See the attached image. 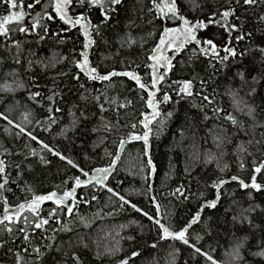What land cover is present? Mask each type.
<instances>
[{
	"label": "snow or ice",
	"instance_id": "obj_1",
	"mask_svg": "<svg viewBox=\"0 0 264 264\" xmlns=\"http://www.w3.org/2000/svg\"><path fill=\"white\" fill-rule=\"evenodd\" d=\"M124 4L125 0H29L27 4L25 0H0V5L5 9L4 13L0 14V53H3L0 55V66L11 61L23 67L26 61L27 67L24 70L30 72L34 67L46 70L49 67L54 68L57 63L68 61L75 69L71 73L63 70L56 73L51 77L52 87L40 83L39 73L29 78L28 99L41 108L45 107L44 102H47V121L37 122V124L44 123L43 131H50V126L58 122L60 117L57 113L63 112L60 104L65 101V90L71 92L73 88L79 93V100L83 102V106L74 103L72 109H69V114L73 117V127H79L81 122L87 124L95 117L96 122L87 131L89 134H100L99 143H103L109 136L118 134L123 128L129 129L125 136L118 139V152L111 154L116 158L108 167L85 170L80 162L65 154L61 148L40 138L35 130H26L19 124L14 125L19 129L14 134V138L21 142V151L16 152L8 148L0 151V157H3L0 158V249L4 250L5 255L11 254L14 257V264H46V258L49 257L52 264H84L81 253L90 249L84 242V237L77 233V225L91 227V222L80 212V207L99 201L100 194L105 191L111 194V197L117 198L119 208L124 209L125 206H129L135 212L142 213L152 223L160 240L179 241L191 249L193 258L199 256L209 264H218L211 251H205L200 244L204 237L197 234L193 240L190 229L201 223L205 209L217 208L225 195V185L235 182L241 190L264 191V183L258 182V177L264 180V132L260 133L259 139L255 135L257 128H264V123L257 120L259 105L248 104L247 101L237 99L236 92L231 89L227 91L226 94L233 98L234 109L243 112L252 121L251 125L245 126V122L239 120L217 101L219 93L216 86L218 74L229 69L232 62L243 61L247 50L239 47L240 42L251 43L254 38V31L246 30V18L238 15L237 10L243 9L247 12L249 9L264 8V0H222L221 5L210 9L204 19L195 20L183 14L178 0H151L148 12L152 14V19L148 23L159 21L161 30L158 42L143 62V75L139 71L142 67L139 63L135 68L128 64L122 70H116L114 67L101 70L100 63L91 59L93 51L99 48L101 43H109L105 38L106 31L113 27L112 22L118 17ZM37 6H40L39 11L36 10ZM192 7L195 10L202 5L193 2ZM77 8L84 11L76 13ZM94 10L99 13L96 23H93L90 15ZM169 22L175 26H169ZM256 22L264 24V14H259ZM133 25L135 21L129 19L126 27L131 28ZM213 25L227 33V38L222 43H218L216 37L207 35L210 26ZM74 29L78 33L77 38L82 37V39L78 52L74 43L71 59L68 56H57L55 63L45 62L44 58H37L36 53L32 51L33 43L46 44L49 39L64 44L66 39L70 40L71 37L66 38L63 34ZM255 31L264 34V30ZM119 42L121 47L125 44L131 47L136 43L130 34L121 37ZM186 50L189 51L187 59L178 60L180 54ZM257 51L264 54V47H258ZM197 62H206V66L197 71ZM178 65L183 67L178 68ZM176 71H187V78L172 79L171 74ZM9 74L15 77L19 75V71L14 69ZM236 76L243 81L244 71L238 69ZM64 78L75 83L65 84L64 88H60L58 81ZM116 78H127L134 82L133 90L137 91L144 103L146 111L140 113L142 119L135 123L121 121V109L130 108L132 100L125 97L124 102L121 103L118 98L109 95V89L116 87ZM253 81L258 82L256 77H253ZM89 82H98L104 87L90 88ZM18 86L25 87L23 83H19ZM210 86H212L211 91H209ZM5 90L14 92L16 89L5 86ZM161 93L162 95H159ZM255 93L256 89L253 87L248 95L254 96ZM182 103L196 109L202 123L219 122L215 124L219 129L214 137L217 148L232 143L233 137H238L240 133L249 137L247 140H240L236 145L235 155L239 170L243 172L250 167L251 174L247 182L240 175L234 174L227 178L222 175L210 184L206 183L205 188L214 190L213 199H207L203 192L192 193L190 183L179 184L171 192V196L176 200L182 203L195 195L203 202L199 203L197 211L183 226L173 227L161 222L164 217L161 216V205L155 195L150 197L154 204V214H149L109 186L106 181L115 171L117 161L120 160L119 153L124 151L125 146L133 142H142V153L146 158L143 161L146 169L144 179L151 189V179L157 171L152 157L153 128L151 126L154 123L157 125L156 132L159 136L166 121L179 111L175 106ZM168 104L174 106L173 111L162 113L161 105ZM241 104L244 106L240 107ZM89 109L94 110L89 111ZM77 111L80 113L79 116H76ZM162 115L164 119H160ZM30 116L31 113H28L24 119L30 122ZM0 119L13 125V121L4 112H0ZM138 126L142 127V133L134 131ZM25 138L30 143H23ZM31 144L39 145L40 150L37 151ZM251 148H255V152L251 151ZM257 153L261 154L260 158H257ZM223 155L222 152L220 158ZM8 157L13 159L9 161ZM16 157L21 159L17 160ZM49 157H55L66 168L75 169L79 173L72 176L71 186H68V180H62V186L41 194L37 193L30 184L21 183L26 171L33 172L38 166L50 167L53 161ZM248 157H252L250 166L246 162ZM229 167L224 163L219 166V171L227 173ZM13 170L16 172L15 177L12 176ZM90 172L94 175L90 176ZM191 174L192 169L186 168L185 175L191 177ZM13 184L25 194L23 200H17L15 203L10 202L6 195V193L15 194L11 187ZM89 186L94 191L84 195L78 193V190ZM249 196L251 198V194ZM46 204H50L51 207L45 208ZM255 207L245 211H255ZM243 219H247L250 226L258 227L252 225L248 217L245 216ZM236 220L237 217L234 216L233 221ZM128 239L134 240L135 237ZM17 241L20 243L17 244ZM246 241L247 237L240 240L230 253L237 264L244 260L241 249ZM260 243L264 244V241ZM152 247H156V244ZM57 255L59 259L56 258ZM96 255L99 256L100 253L97 252ZM139 255V252L133 251L131 257L122 260L120 264H129L130 259ZM253 255L264 258V248H260Z\"/></svg>",
	"mask_w": 264,
	"mask_h": 264
},
{
	"label": "trees",
	"instance_id": "obj_2",
	"mask_svg": "<svg viewBox=\"0 0 264 264\" xmlns=\"http://www.w3.org/2000/svg\"><path fill=\"white\" fill-rule=\"evenodd\" d=\"M28 2L29 0H25L26 4ZM193 2L202 5V7L193 10ZM178 3L183 14L189 19L195 20L197 18L204 19L210 9L221 5L222 0H178ZM150 7L151 0H125L120 14L112 22L113 27L106 31L105 38L109 43H101L91 56L94 62L100 63L101 70L113 67L116 70H122L128 64L135 68L139 63L142 65L139 71L143 75V62L158 42L161 30L159 21H155L153 24L148 23L152 19V14L148 12ZM36 10L39 11L40 6H37ZM4 11V7L0 5V14H3ZM75 11L79 13L84 9L77 8ZM237 14L246 18V30H253L254 38L251 43L240 42L239 47L247 50L243 61L232 62L229 69L218 74L216 78L217 92L219 93L217 101L227 111L232 112L239 120L245 122V126H249L252 121L243 112L234 109L233 98L226 93L231 89L237 93V99L247 101L248 104L259 105L257 120L264 123V54L257 51L258 47H264V34L255 31L256 29L264 30V24L256 22L257 16L264 14V8L249 9L247 12L238 9ZM90 15L93 23H96L99 17L98 11L94 10ZM129 19L135 21V25L131 28L126 27ZM117 21L119 22L117 23ZM169 26L175 25L169 22ZM126 34H130L136 41L131 47L127 44L121 47L119 42L120 38ZM63 35L66 38L71 37V39H66L64 44H58L55 39H49L46 44L36 45L33 43L32 51L36 53L37 58H44L45 62L55 63L57 56H68L71 59V49L75 43L76 50L79 51L82 37L77 38L78 33L75 29ZM207 35L216 37L218 43H222L227 38V33L215 25L210 26ZM2 54L0 53V55ZM188 56L189 51L186 50L177 59L186 60ZM205 66L206 62H197V71ZM26 67V61L23 67L15 65L11 61L0 66V112L6 113L13 121V125H9L7 121L0 119V151L3 148L16 152L21 151V142L14 138V134L19 131L14 125L19 124L26 130H35L40 138L61 148L65 154L80 162L85 170L108 167L115 159V155L111 154L118 150V139L125 136L129 129L123 128L118 134L109 136L103 143H99L98 135L100 134H89L87 131L96 122L95 117L90 119L87 124L81 122L79 127H73V117L69 114V109H72L74 103L83 106V102L79 100V93L73 88L71 92L65 90V101L60 104L63 112L57 113L60 117L58 122L50 126V131H43L44 123L37 124V122L46 123L47 102L45 101V107L41 108L28 99L29 78L35 73H39L40 83L52 87L51 77L56 73L61 70L71 73L75 69L68 61L57 63L54 68L49 67L46 70L34 67L29 72L24 70ZM180 67L183 65H178V68ZM14 69L19 71L18 76L14 77L9 74ZM238 69L244 71L243 81L236 76ZM187 75V71H176L171 74V78H187ZM253 77H256L258 82H254ZM19 83H23L25 87L20 88ZM58 83L60 88H64L65 84L71 85L75 82L64 78ZM5 86L16 90L14 92L6 91ZM89 87L103 89L104 85L98 82H89ZM211 87L209 91H211ZM253 87L256 89V93L254 96H250L248 93ZM134 88V82L127 78H116V87L109 89V95L118 98L121 103L124 102L125 97L132 100L130 108L121 109V121L129 124L142 119L140 113L146 111L140 95L133 90ZM243 106V104L240 105V107ZM175 107H178L179 111L166 121L159 136L156 132L157 125L154 123L151 126L153 128L152 157L157 168L155 176L151 179V189L144 179L146 169L143 161L146 158L143 157L142 142H133L125 146L120 160L117 161L115 171L106 182L149 214H154V204L150 197L155 195L161 205V216L164 217L161 222L168 223L173 227H180L191 218L197 211L199 203L203 201L195 195L182 203L176 200L171 196V192L179 184L190 183L192 193L203 192L207 199H213L214 190L205 188L206 183L210 184L222 175L227 178L234 174L240 175L247 182L251 172L250 167L243 172L239 170L235 155L236 145L240 140H247L249 137L240 133L238 137H233L232 143L217 148L214 137L218 134L219 129L215 127V124L219 122L202 123L197 110L190 108L186 103ZM173 109L174 106L171 104L161 105L162 113L173 111ZM93 110L89 109V111ZM28 113H31L30 122L24 119ZM79 115L80 113L77 111L76 116ZM160 119H164L163 115ZM134 131L142 133L143 129L138 126ZM262 132H264V128L256 129L257 139L260 138ZM23 143L30 142L25 138ZM31 146L35 147L37 151L40 150L37 144H31ZM250 150L255 152V148ZM222 152L224 155L220 158ZM260 156L261 154L257 153V158ZM49 158L53 161L50 167L38 166L33 172L26 171L21 183L30 184L37 193L41 194L55 190L57 186H62V180H68V186H71L72 176L79 175V173L75 169L66 168L55 157ZM7 159L11 161L13 158L8 157ZM16 159L21 158L16 157ZM251 161L252 157H248L246 162L249 166ZM224 163L230 166L227 173L219 171V166ZM186 168L192 169L191 177L185 175ZM12 176H16L15 170L12 171ZM258 182L264 183V180L258 177ZM11 187L15 194L6 193L9 201L15 203L17 200H23L25 194L21 189L15 184ZM91 191L94 189L89 186L78 190V193L84 195ZM249 194H251V198ZM110 197L111 194L105 191L100 194L99 201L80 207V212L91 222V227L77 225V233L84 237V242L89 245L90 249L83 250L81 253L84 264H120L122 260L129 259L133 251L139 252L140 255L130 259L129 264H209L203 257L193 258L191 249L179 241L160 240L156 229L142 213L135 212L129 206L121 209L118 206L117 198ZM48 207L51 205L46 204L45 208ZM251 207H255V211H245ZM234 216L237 217L236 221H233ZM245 216L251 219L252 225L258 227L250 226L248 220L243 219ZM206 233L208 234L206 235ZM197 234L204 237L200 244L205 251H211V255L218 264H237L230 253L235 244L245 237H247V241L241 249L244 260L239 264H264V258L253 255L260 248H264V244L260 243L264 241V191L241 190L235 182L225 185V195L217 208L205 209L201 223L190 229L193 240ZM128 237H135V239L129 240ZM19 243L20 241H17V244ZM153 244H156V247H152ZM97 252L100 253L99 256L96 255ZM56 258L59 259V256L57 255ZM27 259H31V257H27ZM0 264H14V257L11 254L5 255L4 250L0 249ZM46 264H52L50 257L46 258Z\"/></svg>",
	"mask_w": 264,
	"mask_h": 264
},
{
	"label": "water",
	"instance_id": "obj_3",
	"mask_svg": "<svg viewBox=\"0 0 264 264\" xmlns=\"http://www.w3.org/2000/svg\"><path fill=\"white\" fill-rule=\"evenodd\" d=\"M117 152H118V150H117ZM121 153H122V152H120L119 155H121ZM115 158H116V157H115ZM92 175H94V173H91V174H90V176H92Z\"/></svg>",
	"mask_w": 264,
	"mask_h": 264
}]
</instances>
